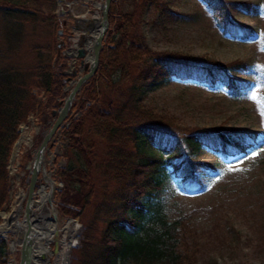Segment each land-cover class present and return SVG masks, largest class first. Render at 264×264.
I'll return each mask as SVG.
<instances>
[{
    "label": "trees",
    "instance_id": "1",
    "mask_svg": "<svg viewBox=\"0 0 264 264\" xmlns=\"http://www.w3.org/2000/svg\"><path fill=\"white\" fill-rule=\"evenodd\" d=\"M151 1L137 2L127 11L114 0L110 3L109 28L97 72L83 85L64 125L48 144L49 151L59 144V158L65 162L53 178L63 185L57 195V211L67 220L62 238L69 240L71 247L78 229L77 218L82 216L95 191V179L103 178L106 185L113 182V189L104 190L101 199L95 193L99 221L95 226L89 223L77 239L76 264H195L184 225L177 220L169 223L155 219L153 215L151 199L162 189L165 170L171 169L184 192L197 193L204 186L198 172H216L214 167L194 159L199 150L225 159L236 157L255 150L263 134L240 129L193 132L157 121L143 109V84L149 79L162 82L175 78L211 88L221 85L231 97L252 87L250 81L238 76L247 69L243 62L195 63L164 55H153L154 65L134 85L136 81H130L128 68L118 64L115 49L130 56L142 51L131 39H136L134 33L138 32L141 12ZM199 1L218 20L225 35L242 41L253 38V29L237 24L230 15L231 7L249 11L252 3ZM56 12V0H0V211L10 201L9 165L20 126L33 116L40 134L44 133L68 95L64 87L71 76L64 74L69 59L63 51L70 46V41H66L70 35L61 31L64 45L58 48L60 15ZM161 13L167 16L164 8ZM113 57L116 64L109 73ZM91 137L105 142L102 154ZM39 144H33L32 150ZM25 160H31L29 154ZM28 163L20 162L18 169H25ZM99 224L102 229L96 234ZM71 247L62 250V264H68L65 257ZM6 255V243L0 239V264H7Z\"/></svg>",
    "mask_w": 264,
    "mask_h": 264
},
{
    "label": "rangeland",
    "instance_id": "2",
    "mask_svg": "<svg viewBox=\"0 0 264 264\" xmlns=\"http://www.w3.org/2000/svg\"><path fill=\"white\" fill-rule=\"evenodd\" d=\"M68 1L70 0H61L60 4L57 3L56 12L60 15L59 30L65 31L67 36L70 35L66 41L77 36V32L73 30L69 32V27H73L72 22L66 14L60 12L63 9L62 6ZM114 1L124 11L131 10L137 2L143 3V0ZM226 1L253 4L249 11L242 7L230 8V15L234 22L253 29L252 39L234 40L225 35L218 20L199 0H152L141 12L137 25L138 32L134 33L136 39H131L132 43L142 47V51L130 56L121 49H115V53L119 55L118 64L128 68L130 81H136L134 85L142 80L141 76L144 78L148 68L154 65L153 55L175 56L195 63H207L213 60L226 65L234 62H243L247 65V69L238 76L250 81L252 87L236 97L229 96L221 85L211 88L204 84L180 81L175 78L162 82L147 80L143 84L145 105L142 107L145 111L152 113L157 121L163 120L193 132L240 129L264 134V0ZM84 8L88 10L81 2L77 8L73 9L72 14H84L86 13ZM162 8L167 16L162 15ZM93 10L98 12L97 17L100 18L101 10L95 8ZM77 26L81 28L80 30L89 28L88 26L84 28V25L77 24ZM61 35L58 40L56 37L57 44H62L64 41ZM136 57L138 60H130ZM78 61L76 70L67 69L68 74L75 77L68 80L67 93L72 88L71 82L81 76L82 72L79 69L82 67ZM115 64L116 59L113 57L108 68L109 73H112ZM106 74L105 71L104 75ZM38 128L33 116H29L27 123L20 126V136L17 141L19 149L15 151V161L12 165L10 162L9 166L12 183L9 193L10 201L6 204V208L0 211V215L5 213L13 216L21 206L20 215L17 218L20 223L23 222V211L27 199L22 198L21 194L27 196L29 174L24 169H18L17 165L20 162L26 164L32 161L34 152L39 146L33 150L31 147L35 143H41V138L44 136V133L40 134ZM263 134L255 150L237 157L224 159L221 155L208 150H199L194 155V159L214 167L216 172H198L204 180V186L197 193L184 192L179 186V180L173 177L171 169L165 170L162 189L155 192L151 199L153 215L155 219L159 217L169 223L177 220L184 225L188 250L191 252V257L196 259L195 264H264ZM100 139L91 137V140L100 146L102 154L106 145ZM58 147L59 144H55L52 150L46 151L43 160L44 171L50 174V179L55 183L52 203H48V206L53 207L61 227L55 241L48 246L49 254H46L48 264H62L64 260L62 250L71 247L70 241L62 238L67 220L57 211V205H60L57 195L61 189L57 190L60 184L53 177L57 174V168L63 167L65 163L59 158ZM28 154L31 157L29 161L25 160ZM77 176L81 177L79 174ZM43 178V174L39 173L41 184ZM99 179H95L96 186L93 196L90 197V204L86 206L82 216L77 218L78 229L74 233L71 247L73 249H69V255L65 257L68 264H76L75 243L85 227L89 223L95 226L96 221H99L95 212L98 203L94 200L95 193L101 199L104 190L109 192L113 189L112 181L106 185L103 178ZM49 191L50 187H47L46 192L49 193ZM87 192L88 189H85L84 194ZM38 198L36 195L34 200ZM180 218L183 219L179 220ZM5 222V219L0 216V227ZM15 222L16 219L12 218L9 223L15 224ZM98 227L94 231V233L97 232L96 234H99L98 231L102 229V225L99 224ZM14 231L13 228L6 234H0L5 237L2 240L6 243L7 264H18L19 261V245H16L14 252L11 249V242L17 240L16 234H13ZM56 243H58L59 252L54 254ZM181 247H183L182 252L185 251L183 243Z\"/></svg>",
    "mask_w": 264,
    "mask_h": 264
},
{
    "label": "water",
    "instance_id": "3",
    "mask_svg": "<svg viewBox=\"0 0 264 264\" xmlns=\"http://www.w3.org/2000/svg\"><path fill=\"white\" fill-rule=\"evenodd\" d=\"M60 1L61 0H58V2ZM75 1L77 0H74V2ZM111 1L112 0H103V4L101 7L102 9L101 20L99 21V29L97 31V34L94 33L91 34V31L93 30L92 28H94V26L89 21L88 25L91 28V30H85L84 35L79 37V41L74 40L72 46L68 49V51L65 52V56L71 60L70 61L71 69L74 68V64L76 63V60L79 59L81 60V65H83L84 63H88L86 66H84V69L87 70V73L79 77L75 82L71 84L73 85V88L70 90L69 95L65 98L63 106L58 110V116L54 124L52 125L51 129L45 133V136L42 139L39 148L34 154L32 163L28 164L26 167V169L30 170V177L28 180L29 186H28L27 196L22 195V198H27L23 211L24 212L23 223L27 224V228L25 230H20L19 228L18 229L16 228V230L13 232V234H16L17 236V240L13 242L19 245L20 256H19L18 264H37V262L35 261L36 255H35L34 242L32 240V237H30L31 228L29 225L30 224L29 217L31 215L30 204L33 201L35 193H37L35 189H36V184L39 181L38 175L39 173H42L44 179L46 176L43 166L44 153L51 138L53 137L57 129L63 124V122L68 117L70 108L75 100L76 95L80 93L82 86L87 81H89L97 72L99 66V55L102 50V42L106 34V31L108 30L109 27L108 10ZM90 41H92L91 44ZM57 46L58 48H60L61 44H58ZM18 149H19V143H16L13 148V153L10 160L11 164L15 161V157H16L15 151L17 152ZM48 180H50L51 191L49 196L51 198L53 194L54 182L50 178H48ZM50 198H49V202H50ZM20 210L21 207H19L18 211L15 213L16 218L17 216L20 215ZM12 218H8L7 222H10ZM0 238H5V237L0 236ZM57 252H58V248L55 247L54 254H56ZM43 256L45 257H43L42 259H44L47 264L48 258H46V253H44Z\"/></svg>",
    "mask_w": 264,
    "mask_h": 264
},
{
    "label": "bare ground",
    "instance_id": "4",
    "mask_svg": "<svg viewBox=\"0 0 264 264\" xmlns=\"http://www.w3.org/2000/svg\"><path fill=\"white\" fill-rule=\"evenodd\" d=\"M50 184V180L46 178V184L44 188L39 191L38 200H34L30 204L31 215L29 217L31 236L34 242L35 248V261L37 264H46L45 260L42 259L43 254L48 250V246L55 241L60 230V222L57 218V214L54 211L53 207L48 206V200L50 198L49 194L46 192V187ZM22 201V200H21ZM18 210V209H17ZM12 215V214H11ZM15 215V213H14ZM13 215V216H14ZM1 217L5 219V224L0 227V234H6L11 231L13 228L20 230H25L27 228L26 223H20L16 219L15 224L7 222L9 217L6 214H1ZM11 221V220H10ZM17 243L11 242V249H15ZM14 252V251H13ZM41 259V260H40Z\"/></svg>",
    "mask_w": 264,
    "mask_h": 264
}]
</instances>
